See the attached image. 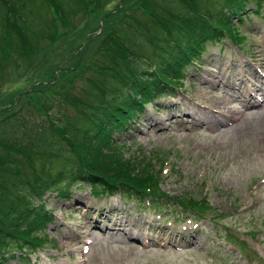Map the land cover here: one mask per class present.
Instances as JSON below:
<instances>
[{
  "label": "rangeland",
  "instance_id": "1",
  "mask_svg": "<svg viewBox=\"0 0 264 264\" xmlns=\"http://www.w3.org/2000/svg\"><path fill=\"white\" fill-rule=\"evenodd\" d=\"M128 1L77 0L60 17L48 0V31L25 49L6 48L0 60V120L19 110L34 124L71 125L89 79L101 77L99 67L117 69L108 31L124 41L126 30L150 23L138 7L119 13ZM143 2L162 13L159 0ZM252 7L242 23L231 16L243 53L229 40L223 50L209 46L173 97L148 105L125 137L114 135L127 156L143 154L161 169L164 193L205 198L206 216L195 221L165 199L142 210L118 192L93 195L89 185L66 197L49 191L41 202L54 218L45 229L48 242L29 253L28 263L14 253L5 264H264V106L259 115L242 107L250 92L264 100V88L251 85L264 83V8L257 14ZM11 140L0 126V154L26 162L32 152L11 148Z\"/></svg>",
  "mask_w": 264,
  "mask_h": 264
},
{
  "label": "trees",
  "instance_id": "2",
  "mask_svg": "<svg viewBox=\"0 0 264 264\" xmlns=\"http://www.w3.org/2000/svg\"><path fill=\"white\" fill-rule=\"evenodd\" d=\"M50 2L61 17L77 0ZM249 3L250 13L260 14L264 8V0H159L160 14L143 0H129L119 13L138 7L150 16V23L126 30L124 41L108 31L119 53L117 69L99 67L101 77L89 80L85 98L76 100L78 116L71 125L57 129L28 122L19 110L6 112L0 126L12 139L11 148L22 145L32 154L26 162L0 154V172L5 173L0 176V264L14 253L28 263L29 253L48 242L45 229L54 218L41 202L49 191L66 197L73 188L89 185L91 194L118 192L140 208L165 199L206 216L210 207L205 198L164 193L161 169L143 154L127 156L113 134L138 119L147 103L179 88L191 66L202 63L209 46L223 50L226 40L238 46L241 38L231 16L242 23ZM46 6L48 0H0V60L6 48L25 49L48 31L42 14Z\"/></svg>",
  "mask_w": 264,
  "mask_h": 264
},
{
  "label": "bare ground",
  "instance_id": "3",
  "mask_svg": "<svg viewBox=\"0 0 264 264\" xmlns=\"http://www.w3.org/2000/svg\"><path fill=\"white\" fill-rule=\"evenodd\" d=\"M254 71L257 73V70L254 69ZM260 84H261V82H260ZM251 85L255 89H257V90H259V89L261 90L262 88H264V83H262V86L261 87L259 85H257L256 83H251ZM262 91H264V89H262ZM242 102H245V104L242 105V107L244 109H253V110H256L255 113H257L258 115L260 114L259 111L262 110L261 107L264 106V100H261L260 102L255 101L254 100V94H252L251 92L250 93H247L245 95V97L243 98ZM223 111L224 110L218 111L217 113L219 115H222L223 114ZM238 113H241V111H238ZM187 114H188V116H190V113H187ZM218 122H219V119H218L217 123ZM200 123H202V122H200Z\"/></svg>",
  "mask_w": 264,
  "mask_h": 264
}]
</instances>
